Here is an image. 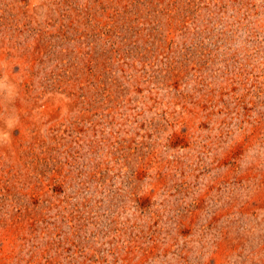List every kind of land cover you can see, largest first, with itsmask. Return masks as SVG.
<instances>
[{"label": "rangeland", "instance_id": "rangeland-1", "mask_svg": "<svg viewBox=\"0 0 264 264\" xmlns=\"http://www.w3.org/2000/svg\"><path fill=\"white\" fill-rule=\"evenodd\" d=\"M0 80V264H264V0H0Z\"/></svg>", "mask_w": 264, "mask_h": 264}, {"label": "clouds", "instance_id": "clouds-1", "mask_svg": "<svg viewBox=\"0 0 264 264\" xmlns=\"http://www.w3.org/2000/svg\"><path fill=\"white\" fill-rule=\"evenodd\" d=\"M11 85L4 80H0V90H4L11 94ZM18 122V117L9 118L5 124L6 128L9 130L15 129V124ZM10 132L9 131H0V144H5L9 141Z\"/></svg>", "mask_w": 264, "mask_h": 264}]
</instances>
